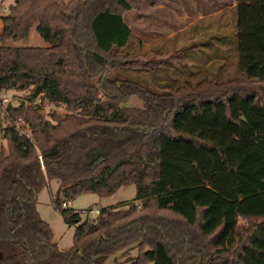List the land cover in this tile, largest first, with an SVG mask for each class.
Listing matches in <instances>:
<instances>
[{
	"label": "trees",
	"instance_id": "16d2710c",
	"mask_svg": "<svg viewBox=\"0 0 264 264\" xmlns=\"http://www.w3.org/2000/svg\"><path fill=\"white\" fill-rule=\"evenodd\" d=\"M138 8L14 0L0 16V93L30 92L27 106H0V264H93L124 248L137 251L125 264H264V93L245 84L264 83V0H235L227 77L188 48H146L123 16ZM32 28L45 46L7 44ZM217 40L226 58L230 36ZM133 95L142 107L125 105ZM39 96L66 113L45 119L30 105ZM50 180L53 207L75 225L66 250L36 209ZM129 184L132 200L92 219L68 207Z\"/></svg>",
	"mask_w": 264,
	"mask_h": 264
},
{
	"label": "crops",
	"instance_id": "0c3cea01",
	"mask_svg": "<svg viewBox=\"0 0 264 264\" xmlns=\"http://www.w3.org/2000/svg\"><path fill=\"white\" fill-rule=\"evenodd\" d=\"M234 5L235 0L221 4L218 0H139V9L131 11L133 21L127 25L146 48L161 51L188 48L198 55L196 60L203 59V67H215L212 74L227 77L235 72L233 34L230 30L233 19L232 15H228L233 12ZM156 17L164 19L161 26L156 23ZM143 19L149 22L144 23ZM224 34L230 36L231 43L228 45L231 52L223 60L216 57L217 51L225 52L224 46L217 40ZM184 35L188 38L185 39ZM56 184L58 187L57 181Z\"/></svg>",
	"mask_w": 264,
	"mask_h": 264
},
{
	"label": "rangeland",
	"instance_id": "374dc122",
	"mask_svg": "<svg viewBox=\"0 0 264 264\" xmlns=\"http://www.w3.org/2000/svg\"><path fill=\"white\" fill-rule=\"evenodd\" d=\"M69 1V0H64ZM14 2V0H3L0 2V16L8 13L9 7ZM228 3L229 0H218V4ZM139 9V8H138ZM132 10V11H138ZM228 15H232V19L234 21L235 14L232 12ZM125 21L127 24H131L133 21V18L131 17V11H127L123 14ZM230 17V16H229ZM228 17V18H229ZM132 20V21H131ZM144 23H146V19H143ZM169 21V19H168ZM149 21H147L148 23ZM164 19H159L156 17V23L161 26L163 24ZM1 24V21H0ZM230 30L234 29V22L233 25L230 27ZM185 39L188 38V35H184ZM7 44L10 45H20V46H45V42L42 40V38L37 34L35 28L31 29V32L29 34V37L25 41H7ZM235 61V60H234ZM246 86L251 87L252 89H255L260 95L264 93V83H245ZM29 97L30 92L29 90H8V91H2L0 93V99L5 98L7 100L6 104L0 103V106L2 105L1 112L4 113V108L6 106H17L20 102L23 101L24 106H27L29 104ZM1 101V100H0ZM33 107L40 108L41 112L43 113L45 119L51 120L48 113L52 110H56L60 113H66V109L63 105H53L50 104L45 98H41L40 96L32 101L30 103ZM125 105L133 106V107H142L143 101L140 100L137 96H131L125 103ZM1 113V115H2ZM5 122L1 118V125H3ZM24 129L28 132V127L26 126V123L23 124ZM0 147L3 149L4 152H6V141L2 137L0 133ZM58 190L57 184L55 180H50L48 187H43L37 194L36 199V209L39 213V216L47 221L53 231V239L56 245L61 250L69 249L72 245V238L73 233L75 230V225H69L64 222L62 215L60 212H58L52 205V196L56 193ZM135 196V186L134 184H129L126 186H121L118 189H116L112 194L107 196H99L96 193H82L78 196H76L73 200L69 201L68 207L75 210L81 211V218H89L92 219L97 215V210L103 207H116L118 205H121L124 202L130 201ZM240 224H246V221L244 219H240ZM126 250L120 249L117 250L111 254L105 255V256H99L95 259V262L93 264H114L115 259L117 258L118 262L125 264L127 259H131L136 256V249H130L128 252L123 256L122 253Z\"/></svg>",
	"mask_w": 264,
	"mask_h": 264
},
{
	"label": "built area",
	"instance_id": "2783aa9c",
	"mask_svg": "<svg viewBox=\"0 0 264 264\" xmlns=\"http://www.w3.org/2000/svg\"><path fill=\"white\" fill-rule=\"evenodd\" d=\"M3 0H0V2H2ZM1 101H0V103L2 102V104H6V102H7V100L5 99V98H2V99H0ZM1 108H2V105H1ZM6 108V107H5ZM5 108H4V110H5ZM21 123H23V124H25V122L22 120V119H20V118H18V119H16L15 120V125H16V127L18 128V129H20V131L22 132V133H25V135H28L27 133V131L24 129V125H22ZM63 206H66V203H63Z\"/></svg>",
	"mask_w": 264,
	"mask_h": 264
},
{
	"label": "water",
	"instance_id": "95a60500",
	"mask_svg": "<svg viewBox=\"0 0 264 264\" xmlns=\"http://www.w3.org/2000/svg\"><path fill=\"white\" fill-rule=\"evenodd\" d=\"M9 106V105H8Z\"/></svg>",
	"mask_w": 264,
	"mask_h": 264
}]
</instances>
